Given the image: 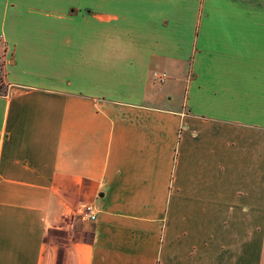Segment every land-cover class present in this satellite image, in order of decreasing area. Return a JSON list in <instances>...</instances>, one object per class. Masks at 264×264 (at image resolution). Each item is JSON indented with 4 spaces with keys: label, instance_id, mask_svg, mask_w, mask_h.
I'll list each match as a JSON object with an SVG mask.
<instances>
[{
    "label": "crops",
    "instance_id": "obj_1",
    "mask_svg": "<svg viewBox=\"0 0 264 264\" xmlns=\"http://www.w3.org/2000/svg\"><path fill=\"white\" fill-rule=\"evenodd\" d=\"M0 59V264H264V0H0Z\"/></svg>",
    "mask_w": 264,
    "mask_h": 264
},
{
    "label": "built area",
    "instance_id": "obj_2",
    "mask_svg": "<svg viewBox=\"0 0 264 264\" xmlns=\"http://www.w3.org/2000/svg\"><path fill=\"white\" fill-rule=\"evenodd\" d=\"M82 215L88 219L96 218V209L93 204H85L82 206Z\"/></svg>",
    "mask_w": 264,
    "mask_h": 264
},
{
    "label": "rangeland",
    "instance_id": "obj_3",
    "mask_svg": "<svg viewBox=\"0 0 264 264\" xmlns=\"http://www.w3.org/2000/svg\"><path fill=\"white\" fill-rule=\"evenodd\" d=\"M168 78V73L160 74V76H157L156 79L159 83H163L166 79ZM169 80H166V82ZM174 90V81H169L167 82L166 87H164L165 92H173Z\"/></svg>",
    "mask_w": 264,
    "mask_h": 264
},
{
    "label": "trees",
    "instance_id": "obj_4",
    "mask_svg": "<svg viewBox=\"0 0 264 264\" xmlns=\"http://www.w3.org/2000/svg\"><path fill=\"white\" fill-rule=\"evenodd\" d=\"M6 91V84L4 82V72H3V61L0 59V94Z\"/></svg>",
    "mask_w": 264,
    "mask_h": 264
}]
</instances>
